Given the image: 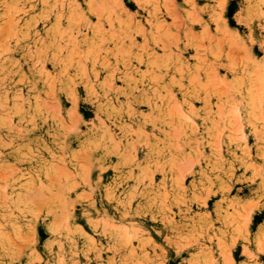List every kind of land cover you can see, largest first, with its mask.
Segmentation results:
<instances>
[{
    "label": "rangeland",
    "instance_id": "rangeland-1",
    "mask_svg": "<svg viewBox=\"0 0 264 264\" xmlns=\"http://www.w3.org/2000/svg\"><path fill=\"white\" fill-rule=\"evenodd\" d=\"M0 264H264V0H0Z\"/></svg>",
    "mask_w": 264,
    "mask_h": 264
}]
</instances>
